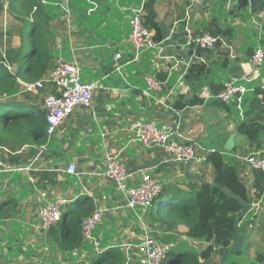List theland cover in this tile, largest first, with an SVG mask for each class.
<instances>
[{"label": "crops", "instance_id": "1", "mask_svg": "<svg viewBox=\"0 0 264 264\" xmlns=\"http://www.w3.org/2000/svg\"><path fill=\"white\" fill-rule=\"evenodd\" d=\"M95 1L97 3V0ZM111 1L117 2V0ZM237 1L238 0H236V2H234V0H227L225 5L228 13L234 9ZM49 2L52 4L55 3L54 0ZM141 2L142 0H139L138 5H121L119 7V19L114 20L115 17H113L110 24L102 22L98 28L96 26H91L90 28L86 27L82 21L85 14L79 16L75 13V10L71 12V21L75 23V26L77 27L76 31L72 29L67 32L66 30V33H64V30V34L58 35V33H56L57 27L55 28L54 46L57 42L56 38H60L62 42L59 43L60 48H63L64 45H67L69 48L70 55L67 60L75 59L78 63L82 64L81 66L84 69L87 70V72L84 71V78L82 81H89L93 77H97L100 72H103V74L108 73L109 78L101 81V87L94 92L88 107H78L75 111L77 116L70 122V128H67L66 126L63 127L64 132L58 137H55L51 149H46L48 144L45 147H42L43 149L40 150V155L37 156L36 154L35 160L33 161L34 167L31 168L32 170H35L33 175L37 180H39L40 176L37 175V173H44L49 179L48 183H52L53 179L55 180L56 177H61V173L57 172L58 169L56 168L58 164H68L69 162L75 163L79 172L78 175L64 173L82 183V188L79 194H86L92 197L93 200L98 199L100 202L103 200L101 196H106L107 199L104 203L108 205L109 208L107 209L110 210L114 205L121 204V202L119 201V196L117 195L114 186L112 192H107V188L111 182L109 181L110 183H108V180L101 174L104 170L105 163L103 159L105 152L103 147L104 144H107L111 148L114 147L121 150V161L125 163L129 172L135 173L134 178L131 181L132 184L138 182L140 171H148L153 177L161 182L162 179L160 177H163V186H168L169 188L175 185L180 186L178 184H181L182 180L185 182V185L188 183L184 178V175L186 174L184 171L185 164L165 162V153L160 148H145L134 143H128L131 136L128 128L133 121L154 118L162 119L165 121L164 124L178 125L180 131L184 132L186 135L187 141L190 139L197 145L203 147L205 146L201 139L215 138L218 141V145H212L209 146V148H216L219 150L225 149V140L232 133H234V146L235 144L242 148L248 146L246 140H242V137H238L235 133L236 122L239 118L235 120V117L231 116L230 111H225L221 107L218 108L214 106V103L210 102L211 100H204V98L201 97V94L204 90L210 89L211 82L222 85V82L225 79L232 75H237L230 72V68L235 60H241L240 67L242 68V72L238 75L248 72L251 74L256 68L250 63V56H247L245 53L239 57H235L234 54L235 58L233 60L230 59L229 50L226 49L229 56L228 64L225 66L228 70V76L222 77L219 81H216L211 70L213 65L217 66L219 72H216V75H222L219 68L221 66L219 64V61L221 60L219 54L221 51L217 48L212 49L211 51L205 49L199 56H196L195 49H193L191 53H188L190 48L186 43V35L183 29L184 19L188 13L191 17L195 32H202L212 20L210 12H199L200 8L197 7V4L200 3L199 0H155L154 11L157 13V21L160 24V32L162 34V36L155 41L163 46V52L161 56H158L157 49L155 48L143 50L139 52L137 58L134 59L136 52L127 41L129 19L132 8L139 6ZM77 5L78 6L76 7L80 8L86 4L84 0H81ZM205 9H209V7H205ZM81 11L83 10L81 9ZM104 16L108 17V13H104ZM262 16L263 13L254 15V19L260 20ZM237 19L239 18L237 17ZM237 19L231 21V23L234 24ZM60 23H62V21H60ZM125 23L127 24L126 30ZM241 23L242 25L246 24L242 21ZM152 32L155 34L154 30H152ZM72 36L73 38H71ZM238 36L237 31L234 30L230 39L225 38L235 51L237 50V47L235 46L234 41L238 40ZM156 37H159V35H156ZM261 39L264 40V38L259 36V42H263ZM54 46L53 50L56 57L58 56V51H60L57 49L60 48L56 46L54 48ZM108 48L112 49V53L110 54V63L105 65L103 61L108 56ZM116 52H120L122 56L120 59L121 68L119 71L113 70L112 67L113 55ZM140 61L143 62L142 66L144 68V72L141 74L142 86L139 88L134 84H128L126 88L118 87L119 80H124V75L121 72V69L123 70L126 66ZM145 62L148 66L144 64ZM193 62H200L205 65V72L198 80H195L194 78H185L186 73ZM130 73L137 74L138 72L136 69H131ZM259 73L260 77L256 80L260 82L261 79V83L259 84H263L262 79H264V76L262 75L261 69L259 70ZM146 76L158 78L163 82V89L160 92L155 93L152 98L141 96V90L145 86ZM47 90H50V88H47ZM43 92L42 97L46 91L43 90ZM35 94L37 95V92ZM194 95L201 98L202 103L193 106L187 105L181 109H178L174 105L176 103V105L179 106L181 102L187 101ZM132 96L136 102H140L139 107L136 109H132L130 104H125L123 102L124 99L129 100ZM160 101L164 102V104H160ZM81 118L84 121L80 120ZM86 118H92L94 123ZM95 127L100 131V135L98 134L100 139L99 144L90 141V136L94 135ZM189 130H191L190 133H188ZM210 133H213L214 136ZM72 143L76 144L75 147H73ZM50 144L51 141L49 142V145ZM29 148L30 145H24L20 150V153H22L23 156H30L28 154ZM239 153L241 152L239 151ZM34 155L35 154L28 157L25 162L23 160L21 161L23 163H28L33 160ZM1 160L2 152L0 151V163L2 162ZM226 160L231 159L227 157ZM238 163V165H240L238 166L240 176L244 177V179H249V176L244 171L243 165H241L240 162ZM189 173L193 176H204L203 178L205 182H211L213 178L212 167L209 164L194 169L191 163L189 166ZM62 178L64 180V177ZM75 197L76 196L71 199H74ZM263 209L264 207L262 205L260 211H264ZM184 230L186 231L187 228L183 229L180 226L177 230L179 233L178 235ZM161 232L164 233L163 231ZM35 236L41 238L43 242V238L40 234L35 233ZM182 236L185 237L184 235ZM46 238L49 241V236L47 234ZM160 239L161 241L163 239H168V242H172L170 241L172 239L171 236L160 237ZM220 257V255H215L211 262H218Z\"/></svg>", "mask_w": 264, "mask_h": 264}, {"label": "trees", "instance_id": "2", "mask_svg": "<svg viewBox=\"0 0 264 264\" xmlns=\"http://www.w3.org/2000/svg\"><path fill=\"white\" fill-rule=\"evenodd\" d=\"M49 1L53 0H0V13L7 3L8 14L20 22L16 31L20 41L19 45L7 52L8 60L15 65V71L8 72L0 64V97L3 95L6 97L4 100H0V107L7 105L13 108L12 111L0 108L2 162L23 163L21 160L25 162L28 157L43 149L42 146L45 147L49 140L43 105L36 102L38 100L36 94L30 91L23 92L21 85H18L15 80L16 77H19L22 81L34 82L42 78L54 65L55 53L50 44L54 41L55 30L52 28L51 21H61V11L60 6ZM73 1L74 4H70L69 0L71 12L81 2V0ZM84 1L90 3L88 0ZM240 1L238 0L237 4ZM236 6L231 10L235 14L237 13ZM248 6L253 15L263 13L260 21L264 31V0H249ZM243 7L244 5L239 9ZM85 13L87 14L86 11H82L78 15L82 16ZM211 19L202 32L230 39L233 30L221 24L216 16ZM143 23L148 29L154 30L155 40L162 36L156 11L145 12ZM260 37L264 38L262 35ZM189 48L188 53H191L193 46L189 45ZM216 48L221 51L219 55L222 59L219 64L226 66L229 60L228 51L219 45ZM207 50L211 51L212 49ZM252 53L253 50L246 52L247 56H251ZM240 61L239 59L235 60L230 72L237 75L242 72ZM204 72L205 65L203 63L193 62L185 78L198 80ZM257 80H255L252 97L247 101V109L243 112L242 118L238 119L235 127L237 136H242L248 146L242 148L235 144L231 152L238 150L244 154L264 149V86L256 84L261 83V79L260 82ZM221 86L211 82L209 91L216 94ZM18 91L19 94H24V97L19 100V109L13 106L15 100L7 97V95L17 94ZM31 96L35 101L29 100ZM210 102H213V105L218 108L221 107L225 111H229V106L223 102L215 99H211ZM199 103H202V99L194 95L187 101L181 102L179 106L176 103L174 105L181 109L184 106H193ZM24 145H30L28 149L30 156H23L20 153ZM3 147L8 150L6 155L3 153L5 152ZM204 163L212 167L213 178L209 182L211 184L202 183L196 179L187 183L186 190L177 185L170 188L163 186L162 191L156 197L160 198L161 193L164 194L162 198L155 201L150 212L151 221L157 223V226L163 231L175 234L178 230L177 226L182 224L187 228L184 232L187 237L207 242L206 247L202 250H184L177 253L169 260V264H201L203 261H213L215 255L222 256L227 253L232 246L239 244L234 220L244 211L242 201L252 203L253 199L262 197L264 203V172L253 170V181L249 187L239 174L238 166L240 165L236 159L226 160V157L220 152H210L206 155ZM240 164L243 165L241 162ZM37 175H40L38 182L46 186L49 180L47 176L44 173H37ZM199 176L204 181V176ZM214 184H219L224 189L218 188ZM16 202L14 197L0 201V219L8 217L16 209ZM94 207L95 203L92 197L82 193L78 194L63 210L61 220L47 229L46 234L51 238L50 242L64 254L74 250H83L88 248L89 244L92 247L93 244L83 238L82 220L94 210ZM162 242H168V239H163ZM124 260V254L118 246L105 245L100 250H96L86 264H124ZM255 260V263L250 264H264V252L257 251Z\"/></svg>", "mask_w": 264, "mask_h": 264}, {"label": "rangeland", "instance_id": "3", "mask_svg": "<svg viewBox=\"0 0 264 264\" xmlns=\"http://www.w3.org/2000/svg\"><path fill=\"white\" fill-rule=\"evenodd\" d=\"M54 1L55 5L58 6L63 2V0ZM199 1L200 3L197 4V7L200 8V13L209 11L210 17L216 16L218 20L221 21L220 23H222L224 26L230 27L233 31H237L239 35L238 40L234 41L237 50L235 51L232 47L235 57H239L242 54H245L247 50H254V47L257 44L264 45L263 42H259L258 40L260 34L264 36L261 21L254 19V15H252V13L249 11L248 5H244V7L241 9H238L236 7V15L232 11L228 13L225 5L227 0ZM138 2L139 0H117V2L111 0H97V5L96 1L90 2L88 4L85 1L86 5L81 6L80 8L76 7L75 13L78 14L79 12H82L81 9L83 11H86L87 14L85 13V17L82 20L83 24L89 28L91 26H96L98 28L102 22L110 24V21L112 22L113 17H115L114 20L119 19V7L121 5H138ZM234 2H236V0H234ZM70 4H74V1L70 0ZM205 7H209V9H205ZM104 13H108V17H105ZM237 17L240 20L237 19ZM1 19L2 15H0V20ZM60 19L62 23L57 20L51 21L52 28H54L55 30V28L57 27L56 33H58V35L66 33V30L67 32L71 31L72 29H74V31L77 30L75 23L71 21L72 14H66V16H62L61 14ZM235 19L237 20L234 22V24H232L231 21H234ZM241 21L246 24L242 25ZM19 25L20 22L13 19L10 15L6 16L5 19H2L0 21V39L3 38V35L7 37L5 42L6 52L19 45L20 41L16 33ZM126 29L127 24L125 23V30ZM64 30L65 32L63 33ZM71 38H73V36ZM56 40L57 42L55 46L60 48L59 43L62 42L60 38H56ZM54 43L55 40L50 44L51 49L53 48ZM57 50L60 51H58V56L54 57V59L59 56L63 57L64 59L69 58L70 54L67 45H64L63 48ZM111 53L112 49L108 48V56L103 61L105 65H108L110 63ZM235 57H230V59L234 60ZM144 64L148 66L146 62ZM81 65L82 64L79 63V67L81 70L80 79L82 80L84 78V71L87 72V70L84 69ZM142 65L143 62L140 61L126 66L123 70L121 69V72L124 75L125 82L124 80H119L118 87L126 88L128 84H134L140 88L142 86L141 74L144 72V68ZM219 68L220 72H222V75H216V72H219L217 66L213 65L211 70V72L213 73L212 75L215 77L216 81H219L222 77L228 76V70L225 68V66H220ZM131 69H136L138 73H130ZM261 72L264 76V66L261 68ZM102 76L103 72H100L97 77H93L92 79L101 78ZM262 82L264 83V81ZM47 87H50L51 90H54V88L48 84H46L43 88H39L37 90L39 94L37 93L38 100H36V102L38 104L40 103L41 106L43 105L42 92L43 90L47 92ZM23 97L24 94H17L11 97L13 98V100H15L13 104L15 108L19 109V100H21ZM251 97L252 92H248L245 96L246 102L242 105L243 112L246 111L248 105L247 101H249ZM29 100L35 101L33 96H31ZM123 102L125 104H130L132 109H136L137 107H139L140 103L138 101L136 102L133 96L130 97L129 100L124 99ZM0 108H5L8 111H12L13 109L11 106L9 107L7 105L1 106ZM77 109L78 107L73 110V112L63 121L61 125L57 127L56 131L51 135L47 142V150L51 149L55 137H58L64 132V126L70 128V122L73 121L77 116V114L75 113ZM229 111L231 116L235 117V120L239 118V114L233 104L229 105ZM154 119L156 120L157 126H161L165 123V121L162 119ZM80 120L84 121L82 118ZM87 120L94 123L92 118H89ZM99 132L100 131H98V128L95 127L94 135L90 136L91 138L89 137L91 142L99 144ZM210 134L214 136L213 133ZM241 139L245 140L243 137ZM50 141L51 144L49 145ZM201 141L203 142V145L206 149H209V146L218 145V141L215 138H205L201 139ZM75 145L76 144L74 143L73 147H75ZM36 154L37 156H39L40 150L35 153L33 160L29 161L28 163L10 164L6 161L0 163V201L9 197H14L17 201L15 205L16 209H14V211L8 217L0 219V264H86L88 263L94 252L98 250L94 248L95 246L93 247L92 245L91 247V245L89 244L88 248L80 251L74 250L70 253L64 254L58 250L55 244L53 245L51 242H49L51 238H49L48 241V239L46 238L47 229L38 228L41 224L39 222V216L41 215L40 211L42 210V208L48 202H54L59 195L60 197H64L67 199H71L74 196H77L82 188V183L78 182V180L73 178L72 176L65 174L64 167L65 165H67V163H60L56 166V168L58 169L57 172L61 173V177H56L55 181L46 184V186H43L41 182H38L37 178L34 177L33 172L35 170L31 169L34 167L33 161L35 160ZM29 164L31 165V167L27 168V165ZM204 165V162H192V167H194V169H196V167ZM18 167L21 169H16L17 171H13L14 168ZM184 176V178L188 182L196 180L192 179L188 174H185ZM62 177H64V180ZM160 178L163 182V177ZM107 182L110 183L109 181ZM181 184H178L180 185L178 186L179 188L183 190H186L188 188L189 183L185 185V182L182 180ZM113 186V184H109L107 188L108 193L114 190ZM161 194L163 196L164 193ZM162 196H160V198H162ZM101 197L105 198V200H102V202L104 203L107 197L104 195H102ZM160 198H154V202H152L151 206L146 208V214L143 216L145 227L149 231V235L151 237H154L160 242V237L163 238L168 235L172 238L170 241H172L173 246L171 247V250L166 254L165 258L161 260L160 264H169V260H171L177 253L181 251H196L204 249L207 245L206 241L187 237L184 234L185 230L182 231L180 235H178V232H176V234H172L170 232L163 231L162 228H159V226H157V223H153L151 221L150 212L153 208V204ZM102 202H100L98 199H94L95 206L97 204H102ZM68 204V202L65 204L64 209L68 206ZM104 205L109 208L107 204L104 203ZM111 210L108 209L105 212L101 222L97 224L96 227L92 230L93 236L100 241L99 250L105 245L114 247L123 244L125 241L133 243L139 242L144 233L143 227L139 223L138 218V215L141 214V210L138 209L136 212L126 208ZM180 226L183 229H186V227L182 224H179L177 227L179 228ZM161 231H163L164 233H162ZM238 232L242 240V246L239 251L232 253L227 259L224 260L222 264L255 263V253L257 251L264 252V211L258 212L256 215H254L253 212L249 211L246 215H244L238 223ZM35 233L42 236L43 242L41 238H37L35 236ZM182 235H184L185 237H183ZM133 261L135 262L136 260L134 259ZM134 262L133 264H136Z\"/></svg>", "mask_w": 264, "mask_h": 264}, {"label": "built area", "instance_id": "4", "mask_svg": "<svg viewBox=\"0 0 264 264\" xmlns=\"http://www.w3.org/2000/svg\"><path fill=\"white\" fill-rule=\"evenodd\" d=\"M88 1L93 2L91 0ZM145 1L142 0L139 6L132 8L129 19L127 41L136 52L134 59L143 50L155 48L157 49L158 56H161L163 52V46L155 41L152 30L148 29L143 23V16L146 12ZM6 5L7 3H5L0 13L2 19L9 16ZM59 6L62 16H66V14L71 15L69 0H63ZM183 29L186 35V43L187 45H192L193 49L197 46L203 47L204 49H216V46L219 45L229 50L230 57H234L232 46L227 42L225 37L215 36L209 32H195L191 17L188 13L184 19ZM2 37L0 39V64L8 72L13 73L15 71V65L8 60L6 52L5 42L7 37L5 35ZM121 57L120 52H116L113 55V70H120ZM249 61L256 68L251 74L248 72L242 75H232L222 82L221 89L216 94H212L206 89L202 92L201 97L204 100L215 99L227 105L233 104L239 114V118H242V105L246 101L245 96L248 92L254 90V81L260 77L259 70L264 66V45L258 44L254 47ZM80 72L79 63L75 59L67 60L62 57H57L54 59L53 67L48 69L43 77L38 80L25 82L19 79V77L15 78L18 85H21L23 92L30 91L36 93L39 88H43L46 84L54 88V90H51L50 87H47L50 90L42 97L45 119L48 124V138H50L57 127L63 123L76 107H88L94 92L101 87V81L109 78V74L104 73L101 78L82 81L80 79ZM262 85L264 86V83ZM162 89L163 82L160 79L146 76L145 86L141 90V96L152 98L155 93L160 92ZM17 94H19V91ZM15 95H7V97ZM5 98L3 95L0 97V100H4ZM160 104L163 105L164 102L160 101ZM128 130L131 133L128 143L139 144L145 148L162 149L165 153V162L185 163L191 160V162L197 161L198 163H203L208 153L220 152L226 159L227 157L231 160L236 159L243 164L244 171L249 176V179L242 178L249 187L253 181L252 171L260 170L264 172V149L253 150L244 154L238 151L231 152L227 149H206L190 139L187 141L186 135L180 131L178 125L162 124L161 126H157L155 119L133 121ZM190 132L191 130L188 131V133ZM103 147L105 149L103 158L105 163L104 170L101 174L114 185L116 193L119 196V201L121 202V204L114 205L112 209L126 208L134 212L138 209L141 210L138 218L144 230L142 238L137 243L125 241L123 244L118 245L124 254V264H132L134 259L136 260L134 262L136 264H160L161 260L170 251L173 243L160 242L154 237H151L145 227L143 216L146 214V208L152 205L154 198L162 191L163 183L153 177L148 171H140L138 182L132 184L131 181L135 173L129 172L125 163L121 161V150L114 147L111 148L107 144H104ZM2 149L5 152L8 151L5 147ZM30 167V164L27 165V168ZM16 169L19 170L21 168H14L13 171H17ZM64 171L71 175L79 174L77 166L73 162L65 165ZM101 198L105 200L104 197ZM70 201L71 199L59 196L54 202H48L40 211L41 217L39 216V222L41 224L38 228L48 229L51 225L59 222L62 218L65 204ZM250 205L253 214L261 212L260 209H262L263 205L262 197L253 199ZM107 210V207L102 202V204H97L94 210L82 220L84 240L92 243L95 246L94 248L98 250L100 241L93 236L92 230L101 222Z\"/></svg>", "mask_w": 264, "mask_h": 264}, {"label": "water", "instance_id": "5", "mask_svg": "<svg viewBox=\"0 0 264 264\" xmlns=\"http://www.w3.org/2000/svg\"><path fill=\"white\" fill-rule=\"evenodd\" d=\"M154 2L155 0H146V3H145V11L146 12H152L154 11ZM242 5H249V0H241L240 3L237 5V8L239 9ZM204 51V48L203 47H200V46H197L195 48V55L196 56H199L200 53ZM224 147L225 149L227 150H232L233 147H234V133L230 134L229 137L225 140V144H224ZM191 164V160H188L185 162V168H184V171L186 174L190 175L191 178H196L198 180H200L202 183H209V182H205V181H202L198 176H193L189 173V166ZM211 184V183H209ZM216 187L218 188H221V189H224L221 185L219 184H214ZM233 196V195H231ZM234 197V196H233ZM243 205H244V211L235 218L234 220V227H235V230H236V234L238 236V240H239V244L237 246H232L227 253L223 254L219 261L216 262V263H213V262H210V261H203L201 264H222L224 262L225 259H227L234 251H239L241 246H242V240H241V237L238 233V222L241 220V218L246 215L249 211H250V208H251V205L250 203L248 202H244L242 201Z\"/></svg>", "mask_w": 264, "mask_h": 264}, {"label": "clouds", "instance_id": "6", "mask_svg": "<svg viewBox=\"0 0 264 264\" xmlns=\"http://www.w3.org/2000/svg\"><path fill=\"white\" fill-rule=\"evenodd\" d=\"M205 50V49H204ZM38 93V92H37ZM192 163V162H191ZM72 200V199H71ZM251 204V203H250ZM264 204V203H263ZM250 211H251V208H250ZM252 212V211H251ZM254 215H256V214H254Z\"/></svg>", "mask_w": 264, "mask_h": 264}]
</instances>
